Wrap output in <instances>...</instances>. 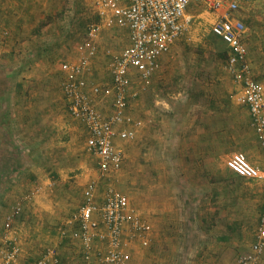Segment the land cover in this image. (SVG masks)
I'll use <instances>...</instances> for the list:
<instances>
[{"label": "rangeland", "instance_id": "1", "mask_svg": "<svg viewBox=\"0 0 264 264\" xmlns=\"http://www.w3.org/2000/svg\"><path fill=\"white\" fill-rule=\"evenodd\" d=\"M8 2L12 6V12L7 14L6 20L11 19L14 22L27 20L29 27V32L27 33L31 37L37 40L42 39V46L50 41L51 46L47 47L50 53L54 52L52 51L53 49H56L55 45L59 46L58 48L61 49V52L59 56L56 57L55 55V58L48 60L50 61L51 72L45 77L40 76V74L37 75L34 70L29 68V71L24 73L26 76L19 75L16 79L15 77H6L4 79V76L0 75V86L6 84L15 87L17 85H26L30 90L28 95H31L38 93L40 86L47 85L51 88L48 96L56 101V83L60 87L62 76L58 73L59 65L64 61L70 62L77 59L75 46L85 38L87 29L92 25L99 27L96 38L99 48H108L111 53H117L124 48V46L118 48L116 44H104L103 41L110 35L108 33L109 30L115 29H109L101 23L102 21L96 14L92 0H8ZM256 7H260L258 8L259 11L256 10ZM206 9L200 6L194 9L193 17L188 24V35L184 39L183 37L180 38L171 48V50L174 48L172 50L174 53L173 57L163 61L161 66L163 71L158 72L149 82L151 84L148 87L145 85V87L141 88V93H139L141 95L140 99L144 102L142 112L145 114L143 116L140 115L138 118L143 120L149 111L155 115L172 113L174 117L176 115L190 117L184 125L186 129L183 131L187 135L184 141L190 142L189 134L191 132L198 131L205 134L207 138L202 141L204 142L202 147L205 149V155H209L210 158L214 159L213 163L208 164V170L211 172L206 174L215 179V183H217L215 189L212 187L200 189L207 196L212 195L213 191H216L215 197L219 195L215 202L210 196V203L204 204L206 218L209 215L211 217L210 220H204V224L207 226H204L205 235L203 236L200 233L204 230L202 225L200 226L201 221L196 220L198 205L195 202H186L184 204L182 200L178 199L177 203L169 205L184 209L181 214L182 219L180 220L178 233L174 230L171 232L170 241L172 246H169L167 250L168 258H172L169 264H233L237 256L246 253L252 243L253 232L258 223L257 215L259 216L264 195L260 191L259 186L252 185L251 181H247V179L233 174L230 170L224 169L226 168L225 163L228 156L224 155V151L229 148H234L237 152H241L242 146H246L250 156L246 155V157L254 166L257 165L253 164V161L258 156H261L262 151L254 132L252 133L248 129V125L239 127L243 124L238 122L241 119L244 120L245 114L244 112H236V108L230 103L236 92L232 80L225 69L228 47L219 38L212 35L211 25L215 20L216 14L214 11ZM227 16L239 19L243 23L244 29H247L245 36L242 38V43L246 46V50L249 44L250 52H253V55L257 57L256 62L259 65L255 68L256 75L258 77L260 75L264 76V44L258 42L259 40L262 41L261 39L264 36L252 38L255 32L260 33L262 31L258 22L264 21V0H250L248 3L242 4L239 10ZM111 34L115 36L114 33ZM245 37L246 39L244 40ZM109 63L110 60H108L107 64ZM138 83L139 81L136 79L132 83V87H137ZM14 98H17V96L14 95ZM160 99L171 101L173 104L172 108L169 107L167 111L160 103ZM35 101L39 102L38 100ZM37 107L39 110L40 105H37ZM169 109L171 112H169ZM129 112L134 117V112L136 111L133 107H130ZM21 115L26 118L29 117L28 122L27 120L25 121L27 124H23L21 129L17 130L18 125L14 122L13 116L11 123L8 122L6 126L2 125L5 131L0 130V249L6 247V239H11L9 236L10 231L6 232L4 228L6 215L15 209L17 203L21 204L22 210V205L26 202L23 199L24 196L36 193V188L47 181V173L49 172H39L36 175L29 173L28 175L9 171L16 160H19L22 165H30L32 163L37 164V160L40 158L36 155V150L31 143L35 141L32 136H35L36 132L43 133L44 125L40 120L41 115L38 111H35V108L31 112L29 110ZM191 121L193 122L190 123ZM73 127L74 137L71 142L76 143V145L80 143L83 146L84 137L80 134L82 126L80 124L74 125L73 123ZM235 133L238 134L235 135ZM139 135L140 138L138 140L127 142L120 171L103 179L100 178L97 195L100 197L104 189L110 185L124 193L130 203L136 208L140 217L147 222L144 218H149V214L152 213L150 208L153 206L155 197H161L160 199L163 200L165 188L164 186H160V189L155 188V197L152 196L151 193H154V186L153 183H150V179L154 177L155 170L150 164L147 129L143 128ZM203 138L204 136L202 135ZM193 142L194 144L196 142L201 143L200 140L195 141L194 139ZM191 147L188 145L186 150ZM217 151L222 154L219 155V158L215 154ZM92 156L88 153L89 161L87 165L96 172L97 166L93 160L94 156ZM155 165L154 163V167ZM160 174L164 177V169H161ZM30 175L33 177H30ZM54 178L56 180V177ZM16 180L24 183L26 185L24 189L26 190L16 200L9 203V190L12 189ZM160 185H165L164 179ZM47 186L53 188L54 185ZM174 191L179 192L180 189H174ZM188 191L190 194L195 189H188ZM192 195H195V192ZM37 196L39 194L32 196L31 202ZM77 202L68 205L71 210L68 218H71L77 209L80 201ZM161 203L157 202L155 206L165 207L164 201ZM213 207L220 212V223L234 222L235 235L231 236L229 242L214 241L218 236L215 235L216 231H213L214 226L217 225L213 222ZM41 208L45 210H37L36 214L43 215L45 212H51L47 205H41ZM171 208L176 209L175 207ZM17 215H15L14 222ZM55 215L56 211H53L52 216ZM42 224L43 222H40L37 227L42 226ZM73 226L71 225L72 228ZM52 229L56 230V226H53ZM186 230H188L189 235L185 236ZM180 233H182V236H180ZM180 237L183 238V242L179 239ZM137 242L133 241L128 244L125 251L130 250L134 244L139 243ZM66 243L70 244L72 242L68 240ZM73 244L70 245L77 250L78 261L81 264H85L79 253V245L74 242ZM98 247L100 248L99 243ZM131 256L129 264H149L148 248L146 247L134 248L131 251ZM138 256H141L140 260H138ZM158 262L160 264V261ZM161 264L165 263L161 262ZM261 264H264V253L261 257Z\"/></svg>", "mask_w": 264, "mask_h": 264}, {"label": "crops", "instance_id": "2", "mask_svg": "<svg viewBox=\"0 0 264 264\" xmlns=\"http://www.w3.org/2000/svg\"><path fill=\"white\" fill-rule=\"evenodd\" d=\"M198 6L204 7L203 5H190L186 11V16L192 19L194 9ZM258 8L260 7H256L257 11H259ZM9 12H12L11 4H9L8 0H0V75H3L4 79L6 77H15L16 79V77L18 78L19 75L26 76L24 75V73L29 71L30 68L34 70L37 75L40 74V76L45 77L51 72L50 61L48 60L55 58V55L56 57L59 56L61 49L58 48L59 46L55 45L56 49H53L52 51L54 52L50 53L47 48L51 46L50 41L42 46V39L37 40L27 33L29 32L27 20H18L17 22L12 21L11 19L6 20L7 14ZM214 13L216 14L214 22L225 15H229L226 12L225 6L222 9L214 11ZM258 23L260 24L262 31L260 33L255 32L252 35V38H259V36H264V21H260ZM109 29L115 30H109L108 33L110 35H108V37L103 41L104 44H116L118 48H121L122 46L126 47L129 45V36L127 30L121 28ZM246 30L247 29H245L242 38L245 36ZM111 33H114L115 36H112ZM184 38L185 37H183V39ZM245 39L246 37L244 38V40ZM261 40L262 41L259 40L258 42L264 44V38ZM177 41L175 42V44L177 43ZM96 45L97 54L91 60L90 72L87 73L85 77L89 82L105 87L108 86L111 81L107 64L108 60H111V56L117 54L118 52H113L115 53L113 54L108 48H99L97 42ZM244 47L246 49V46ZM172 50L161 57L160 67L153 74L150 81L156 76L158 72L163 71L161 68L163 61L169 59V57H173L174 53L172 52ZM250 51V46L248 44L246 55L252 69V77L256 81L264 83V76L260 75V77H258V75H256L255 68L259 65V63L256 62L257 57H255L253 55V52ZM75 53L77 54L78 58L79 55L76 49ZM64 62H61L60 65ZM60 65L58 73L59 75L61 74L63 76V73L60 70ZM228 76L230 75L228 74ZM150 84H146V87H148ZM140 86V83H138L137 87L135 88L131 86L133 90L138 92V95L135 98L128 100V114L132 115L129 112V109L130 107H133L136 112H134V117H131L134 121L140 122V125L136 126L135 128V137L132 141H134L135 139L138 140V138H140V135L138 136V134L143 128H145V130L147 129L149 136L150 164H152V168H154L155 170L154 177L150 179V183H153L154 186V193H151L152 196L155 197V188L160 189V186H164L165 188V192L163 195L164 199L161 200V197H155L153 206H151L150 208V211L152 213L149 214V218H144L145 220H147V223L150 226V232L148 235L149 244L146 248H148L149 264H159L158 261H160V264L161 262L169 264L170 259L172 258H168L169 255L167 250L169 249V246H172L170 241L171 232L174 230L176 231V233H178L180 220L182 219L181 214L184 212L183 208L179 209L176 206L169 205L171 203H177L178 199L182 200L184 204L186 202H195V204L198 205V208L196 209V211H198L196 220L201 221L200 226L202 225V228L206 226L204 224V220H210L211 217L209 215V217L206 218L204 204L210 203V196L215 202V199H218L219 195L215 197L216 191H213V194L211 193L212 195L207 196L205 195V192H202V190L200 189H206L210 187L215 189V186L217 184L215 183V179H212V177L206 174L208 172H211L208 170V164H210L211 162L213 163L214 159L210 158L209 155H205V149L202 147L204 143L202 141L204 139L206 140L207 138L205 137V134H202L198 131L191 132L189 134L190 142L187 143L186 141H184L185 137L187 136L186 133H184L185 131H183L184 129H186L184 125L188 122L190 117H183L182 115H176L174 117L172 113H169L168 115H155L153 112L149 111L148 115H145V118H143V120L138 118L140 115L143 116L145 114L144 112H142L144 102H142V100L140 99L141 95H139V93H141L142 90ZM39 88L40 89L38 93L28 95L30 93V90L26 85H17V87H15L6 84L0 86L1 131H5V129L2 128V125L6 126L8 122L11 123L13 116L14 122H16L18 125L17 130L21 129V126L23 124H27L29 119V117L26 118L21 114L27 113L29 110L31 112L34 108L35 111H38V113L41 115L40 120L44 125L43 133L36 132L35 136H32L35 141L31 144L36 150V155L40 157L39 160H37V164L32 163L30 165H22L19 160H16L14 166L10 167L9 171H13L16 174L24 173L28 175L29 173L36 175L39 172L49 171L47 173V181L37 187L36 193L34 192V194L32 195L34 197L39 194V196H37L36 199L31 202V199L33 197L31 196V198L27 199L28 194L26 193L27 195H25L23 198L26 202L23 203L22 210L19 215H17L15 222H12V230L9 232V236L11 238L13 237L16 240L17 246L19 247V256L15 264H32L37 259L42 257L46 248H56L55 251L58 262H50V264H81V262L78 261L79 259L77 257V250H75L70 245H74L73 242L79 245V242L62 238L60 235V229L63 227H67L68 225L67 229L71 230L72 227L68 224V221H70L71 218L76 214V210H78L79 205L82 203L83 192L85 188L90 182H95L97 184L98 194V183L101 177L98 176V170L94 172L87 165L89 161L85 145L87 131L84 125L79 120L72 118L67 112L65 100L62 97L61 93V85L60 87H58V84L56 83V101L54 98L48 96V92L51 89L49 86L45 85L40 86ZM234 89L235 92H237L238 89L235 85ZM14 95L17 96V98H14ZM93 98L95 99L96 106L101 111V113L104 116L109 115V113L111 112L112 95ZM35 100H38L39 102H36ZM159 101L162 104L163 108H165L166 110L169 107L172 108L173 106L172 102L167 101L166 99H160ZM230 103L236 108V112H244L245 114L244 120L241 119V121L238 122L239 124H241V122L243 124L239 127L248 125V129L253 133L254 131L250 126L248 109L245 106L236 104L237 102L235 101V97H233ZM37 105H40L39 110ZM169 112H171V110ZM26 120L27 122H25ZM77 122L82 126L80 134H82L84 137L83 146L80 145V143H77L76 145V143L71 142L74 137L73 123L74 125H79ZM192 122L193 121H191L190 123ZM237 134L238 133H235V135ZM202 135L204 136L203 139ZM12 136L14 137V135ZM193 139L195 141L200 140L201 143L199 144L198 142H196L194 144ZM114 143L122 151L124 160V149H126L125 147L127 146V141L115 139ZM188 145L192 147L186 150ZM83 147L85 150L84 152ZM240 150L245 152L244 153L241 151V153H243L245 156H249V152L246 146H242ZM261 151V156H258L255 161H253V164H256L258 167L254 165L253 166L260 170H264V154L262 149ZM235 152H237L236 149L229 148L228 150L224 151V155H228V159V157ZM209 153L211 154L210 151ZM215 154L218 155V158L219 155H222L218 151ZM89 159L91 158L89 157ZM246 159L248 160L247 157ZM93 160L97 166L95 157H93ZM154 163L156 164L155 167ZM226 168L224 169L228 170ZM161 169H164V177H162L160 174ZM31 176L32 175H30V177ZM54 177H56V180ZM52 179H54V181H52ZM163 179L165 185H160L162 184ZM247 181H251L253 183L252 185L259 186L260 191L264 193L260 182L253 180ZM51 184L54 185L53 188L47 186ZM25 186L26 185L24 183H20V181L18 180L14 182V186H12V189L9 190V203L16 200L18 196L26 190L24 189ZM174 189H180V191H174ZM188 189H195V191H191L190 195ZM194 192L195 195H192V193ZM98 198H101V195ZM77 201H80L77 209L75 208L76 210L73 216L71 218H68V214L71 212L68 205L74 204ZM163 201L165 207L162 208V206H155L157 205V202L160 204ZM41 205H47V207L50 208L51 212H45L43 215L36 214L37 210H45L41 208ZM171 207H175L176 209H173ZM212 210L214 214L213 222L217 224L214 226L213 231H216L215 235L218 236L214 241H223L222 243H226V241L229 242L231 236L235 235L234 222L229 221L226 223H220L221 221L219 210L215 207H213ZM53 211H56L55 216H52ZM257 217L259 216L257 215ZM40 222H43L42 226L37 227ZM52 225L54 227L56 226V230L52 229ZM200 233H202L204 236L205 228ZM254 233L255 231L253 232V239ZM186 235H189L188 230H186L185 236ZM180 236H182V233H180ZM179 239L181 240V242H183V238L180 237ZM253 239L251 242H253ZM68 240L72 243H66L68 242ZM137 247L142 246L139 243L134 244L130 250L126 251L128 264L132 258L131 251ZM79 253L81 254V250H79ZM140 259L141 256H138V260ZM135 261L137 260L135 259Z\"/></svg>", "mask_w": 264, "mask_h": 264}, {"label": "built area", "instance_id": "3", "mask_svg": "<svg viewBox=\"0 0 264 264\" xmlns=\"http://www.w3.org/2000/svg\"><path fill=\"white\" fill-rule=\"evenodd\" d=\"M250 0H92L101 23L108 28H121L128 32L129 45L111 56L108 69L111 81L102 87L86 79L91 60L97 54L96 35L99 27L90 26L85 38L75 49L78 58L60 65L63 73L62 97L69 115L79 120L87 131L86 151L96 159L101 178L120 171L122 151L115 139L132 141L135 128L140 125L128 114V100L138 95L131 86L137 79L142 87L149 83L160 67L161 57L169 52L177 40L186 37L190 18L186 11L190 5H203L217 11L226 7L231 14ZM243 23L227 15L211 26V33L228 47L226 71L237 87L236 104L245 106L250 126L264 154V83L252 77L246 49L242 43ZM112 95L111 112L104 116L93 97ZM226 167L238 177L260 182L264 191V170L254 167L241 152L231 154ZM32 194L27 195V199ZM21 211L18 203L4 220L5 231H11L12 222ZM74 225L60 229L64 239L77 241L85 263L128 264L125 249L138 241L142 247L149 244L150 226L144 221L128 197L108 185L98 200L97 184L90 182L83 192V200L76 214L68 221ZM0 249V264H15L19 247L14 238L6 239ZM100 244V248L98 247ZM264 253V195L255 229L254 239L248 251L239 254L233 264H261ZM57 263L54 248H46L42 257L32 264Z\"/></svg>", "mask_w": 264, "mask_h": 264}]
</instances>
